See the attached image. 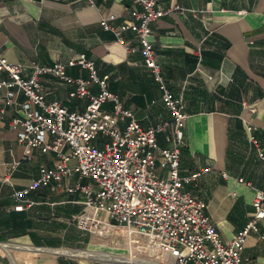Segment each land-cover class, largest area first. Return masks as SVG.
<instances>
[{"label": "crops", "instance_id": "1", "mask_svg": "<svg viewBox=\"0 0 264 264\" xmlns=\"http://www.w3.org/2000/svg\"><path fill=\"white\" fill-rule=\"evenodd\" d=\"M157 2L196 10L195 14L176 12L156 20L150 40L167 88L173 95L182 92L184 96L188 117L180 172H201L185 189L205 201V213L222 239L229 240L249 220L255 190L264 188V161L245 129L247 122L257 127L255 134L264 152L260 130L264 126V0ZM128 6V0H93V5L87 0H0V54L22 64L23 75L28 76L32 62L50 66L82 53L94 62L100 76L108 75L109 90L135 113L143 128L169 122L163 90L141 53L128 51L99 25L100 18L110 12L118 16L117 22L124 20ZM126 36L136 44L130 33ZM66 72L72 77L88 76L79 66L66 67ZM7 78L0 71V80ZM41 79L46 102L56 100L68 110H84L87 99L70 98L71 86L49 75ZM91 90L97 92V86ZM4 95L5 89L0 88V244L7 246L0 247V264H128L125 259L98 262L33 252V246L122 251L135 264H163L159 253L130 252L126 238L110 243L112 235L100 241L102 237L76 227L72 219L82 208V196L66 188L77 182L93 185L76 173L66 176L55 190L41 186L31 191L27 197L35 203L22 211L14 209L18 203L13 191L37 179L41 167L54 168L59 160L51 151L43 153L17 141L9 120L21 115L19 104L26 97L19 93L17 104L6 106ZM109 107L106 103L105 108ZM167 133L157 135L161 146L168 145ZM74 164L70 160L68 165ZM7 175L10 183L3 182ZM258 228L248 235L242 252L249 264H264V237L260 238L264 220ZM116 245L119 248L114 251Z\"/></svg>", "mask_w": 264, "mask_h": 264}, {"label": "built area", "instance_id": "2", "mask_svg": "<svg viewBox=\"0 0 264 264\" xmlns=\"http://www.w3.org/2000/svg\"><path fill=\"white\" fill-rule=\"evenodd\" d=\"M128 1L127 18L117 22L118 16L110 12L100 18L99 25L113 33L128 51L141 53L144 65L163 90L162 101L171 121L143 128L135 113L109 90L108 75L100 76L94 62L82 53L50 66L32 62L28 76L23 75L22 64L9 62L0 54V71L8 74L7 79L0 80V88L5 89L4 104H17L19 93L26 97L19 104L21 115L9 120L17 141L43 153L51 151L59 160L54 168L41 167L37 179L13 191L18 203L14 209L22 211L35 203L27 197L31 191L41 186L55 190L66 176L76 173L93 184L77 182L66 188L82 196V208L72 219L78 229L104 238L119 228L130 247L133 239L132 249L158 252L165 257L163 264H249L242 252L248 235L257 232L259 221L264 220V188L255 190L253 212L243 228L223 240L205 213V201L185 189L201 172H180L188 117L184 96L182 92L173 95L167 88L150 40L151 25L156 20L176 12L195 14L196 10L178 4L164 6L157 0ZM87 3L93 5V0ZM128 33L135 45L127 38ZM73 66L86 69L87 78L67 74L66 67ZM46 75L71 86L70 98L87 99L84 110H68L56 100L46 102L41 92V78ZM92 85L97 86V92L91 90ZM106 103L109 108H105ZM245 129L250 144L264 161L255 134L257 127L247 122ZM260 130L264 134V126ZM166 131L168 145L161 146L157 135ZM70 160L75 161L73 166L68 165ZM238 181L249 185L241 178ZM3 182L10 183L9 175Z\"/></svg>", "mask_w": 264, "mask_h": 264}, {"label": "bare ground", "instance_id": "3", "mask_svg": "<svg viewBox=\"0 0 264 264\" xmlns=\"http://www.w3.org/2000/svg\"><path fill=\"white\" fill-rule=\"evenodd\" d=\"M107 239H109V234L105 238H101L100 241H106ZM129 244L131 245V247L128 245L129 251L130 252H135V250L132 249L133 244H134L133 243V239L130 240V243ZM115 247L116 248H119V247H117V245ZM59 250L62 251V252H64V253L74 254V255H78V256H97V257L104 258V259H107V260L109 259V260H112V261H124V259H125V262H127L128 264H135L136 263V261H134V260H128L129 259V256L128 255H124V253H122V251H117V252H103L102 250H90V249L89 250H77V249L76 250H73V249H65V248H60ZM149 251L152 252V250H149ZM156 253H158V252H156ZM101 255H104V256H101ZM133 257H135V256H133ZM157 258L159 260L165 259L164 256H159ZM114 259H118V260H114Z\"/></svg>", "mask_w": 264, "mask_h": 264}, {"label": "water", "instance_id": "4", "mask_svg": "<svg viewBox=\"0 0 264 264\" xmlns=\"http://www.w3.org/2000/svg\"><path fill=\"white\" fill-rule=\"evenodd\" d=\"M0 247L2 248H6V244H0ZM62 247H37V246H33L32 248H30L31 251L33 252H40V251H45L54 255H65V256H70V257H76V258H84L90 261H98V262H119V261H112V260H107L104 258H100L97 256H78V255H74V254H68V253H64L62 251H60L59 249ZM77 250H85V248H76ZM87 250V249H86ZM8 253V252H7ZM14 263V262H13Z\"/></svg>", "mask_w": 264, "mask_h": 264}, {"label": "rangeland", "instance_id": "5", "mask_svg": "<svg viewBox=\"0 0 264 264\" xmlns=\"http://www.w3.org/2000/svg\"><path fill=\"white\" fill-rule=\"evenodd\" d=\"M121 229L120 230H116V232L114 233L113 237L110 239V243H119L122 239H124V235L121 233ZM114 251L117 250V248L113 247Z\"/></svg>", "mask_w": 264, "mask_h": 264}]
</instances>
